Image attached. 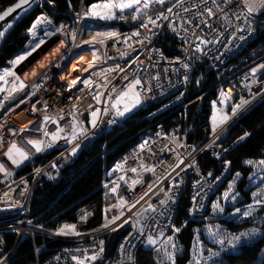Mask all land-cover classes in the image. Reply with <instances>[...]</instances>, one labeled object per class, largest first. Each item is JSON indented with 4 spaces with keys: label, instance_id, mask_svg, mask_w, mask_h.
<instances>
[{
    "label": "built area",
    "instance_id": "2783aa9c",
    "mask_svg": "<svg viewBox=\"0 0 264 264\" xmlns=\"http://www.w3.org/2000/svg\"><path fill=\"white\" fill-rule=\"evenodd\" d=\"M247 6L245 0H184L183 3L177 0L163 10L142 13L132 28L99 46L94 42L77 44L84 18L82 10L73 43H69L66 37L71 25L57 29L55 35L66 45L64 52L33 79L27 80L25 75L42 57L20 74L23 87L19 96L30 93L28 112L31 115L61 121L81 118L78 125L82 134L66 147L49 142L44 147L41 162L28 175L0 183V220L3 221L0 222V264H9L15 247L25 234L70 241L49 258L38 259L32 264H77L79 260L84 264H98L108 252L105 239L120 231L123 232L121 240L105 264H136L140 249H150L153 245L149 243L150 238L157 242L177 231L180 198L188 191V220L202 221L205 218L213 196L226 181L230 162L221 161L222 169L217 173L213 169L200 170L195 160L210 148L214 149V157L223 160V146L217 143V139L255 104L264 100V71H259L264 69L261 67L264 65V44L245 53L260 28L264 29V6L256 4V10L251 14ZM169 8L172 12H168ZM208 9L212 10L211 15ZM137 32L139 35H133ZM165 38L177 42L176 55L169 54L161 45ZM57 43L55 45L59 46ZM89 48L98 52L97 61L84 64L77 70L79 78L76 83L67 79L58 81L59 71L72 55ZM198 62L206 63L223 81L218 98L210 101L209 121L213 129L215 123V130L200 146L176 140L181 111L187 103ZM257 66L261 68L255 70ZM137 79L141 82L136 87L141 100L139 108L152 107L148 119L153 128L149 137L141 135L108 169L102 184L116 196V202L110 211L105 212L101 226L90 232L78 231L75 236L56 235L55 231L32 227L30 211L36 188H43L45 182L59 183L63 170L75 158L78 149L111 133L112 126L123 124L118 111L123 112L125 106L113 108V102ZM85 80L89 82L87 85L82 83ZM48 85H56V95H48ZM96 96L99 101L94 99ZM243 101L247 103L242 104ZM237 105L242 106L236 108ZM166 109H175V116H171L168 122L170 126L167 122H159V115L166 113ZM95 110L99 112L98 120L93 127L87 128L90 114ZM224 116L228 118L221 123ZM6 117V114L0 115V150L3 131L12 125L5 120ZM47 156L51 157L46 159ZM122 200L125 203L121 206ZM132 204L135 207L129 210ZM13 212H22V220H14ZM105 216L108 220L120 218L104 227L107 223ZM6 231L18 233L16 245L10 251H7L3 235ZM92 256L97 258L89 259Z\"/></svg>",
    "mask_w": 264,
    "mask_h": 264
},
{
    "label": "trees",
    "instance_id": "16d2710c",
    "mask_svg": "<svg viewBox=\"0 0 264 264\" xmlns=\"http://www.w3.org/2000/svg\"><path fill=\"white\" fill-rule=\"evenodd\" d=\"M17 0H0V12L15 3ZM102 0H47L42 1L36 11L22 21L7 37L0 47V73L9 67L10 60L30 41L33 31L32 25L38 18L47 17V23L52 29H64L76 24L79 12L87 11L94 3ZM160 11V10H159ZM264 16V8L262 10ZM139 19H137L138 21ZM137 21L131 14L115 13V19L110 23H91L93 30L98 27L117 30L118 33L132 28ZM53 23V24H52ZM93 25V26H92ZM50 38V37H49ZM47 38V39H49ZM264 44V29L247 46L245 53L254 51ZM161 45L167 50H175L177 42L172 38H165ZM223 87V81L212 71L206 63H197L193 81L189 89L188 100L182 109V117L179 123L177 142H191L196 146L205 143L213 133L209 121L211 115L210 101L216 99ZM152 107L139 108L123 119V124L115 128L111 133L103 135L88 148L79 149L74 164L63 170L62 179L57 184L45 182L43 188H36L32 199L30 211V225L32 227L57 231L64 224L73 223L78 226L80 232H90L99 228L103 222L106 210L115 204V198L103 186L106 173L117 158L130 148L139 137L152 130V122L148 119V113ZM167 122L169 119H164ZM247 133V135H245ZM243 137V139H241ZM223 146L224 159L214 157L213 148L204 151L197 158L196 164L202 170L219 168L220 162H230L229 177L216 195L227 188V185L239 176L237 191L241 194L242 204L252 203V189L249 187V177L253 168L248 162L264 160V100L255 104L227 131L219 141ZM51 156H47L49 159ZM42 160L37 157L32 163L21 167L16 178L28 175ZM239 174V175H237ZM189 191L180 198L179 215L177 219V238L184 248V252L178 256L176 264H189L191 249L195 239L196 227L203 221H189ZM210 211V210H209ZM206 214V217L210 212ZM232 210H228L231 212ZM82 216L85 217L82 219ZM0 222L3 223L2 220ZM231 230L241 227L243 224H235L233 221H222ZM248 224H244L246 226ZM7 241V251L12 250L18 238V233L6 231L3 233ZM121 237V233L108 236V252H112ZM70 244V241L52 238L48 236L25 234L15 247L9 264H32L39 260H45L60 248ZM229 264H264V235L250 245H244L239 253L229 254ZM1 259V257H0ZM98 264H103L100 262ZM136 264H159L156 255L151 250H140Z\"/></svg>",
    "mask_w": 264,
    "mask_h": 264
},
{
    "label": "rangeland",
    "instance_id": "374dc122",
    "mask_svg": "<svg viewBox=\"0 0 264 264\" xmlns=\"http://www.w3.org/2000/svg\"><path fill=\"white\" fill-rule=\"evenodd\" d=\"M176 1L177 0H165L163 4L153 2L150 3V6L147 9H144L143 5L141 4L138 6L141 8L140 12L125 10L123 13H121L120 11L115 10V13H119V15L126 13L131 14L132 19L134 21H137V19H140V15L142 13H153L159 10H163L173 5ZM101 2L102 1L96 2L94 4ZM87 11H82L84 18L80 26L81 34L80 39L78 38V45H84L88 42H94L98 46L104 45L105 41L113 36H105L100 34H119L115 29L110 30L101 28L102 30H100V28L97 29L98 27H96L93 30V28L91 27V23H94V21L103 24L110 23L115 19V16L111 19H100L99 17L85 15ZM77 24L78 17L76 24L71 27L69 33L66 35V37L69 39V43H73L74 41L75 30L76 28H78ZM57 29L58 28H56V26L51 29L49 25H47V23L39 24L34 30L33 35L25 48L19 51L10 60L9 67L4 68V70L0 73V84L3 78L7 76L5 75L6 72L14 73L13 78L9 82L7 91L0 96V115L6 114L7 117L5 118V120H7L9 123H12V125H9V127L3 131V143L0 150V165H2L3 167L2 169H0V183H4L8 180L15 181L19 179L16 178L17 171L26 164L32 163L37 157H42L44 147L49 142H53L59 147H66L69 143H71L74 139L82 134V132H80L79 130L78 125V123L81 124V118H77V121H61L58 119L49 118L46 120L45 117L31 115L28 112V103L31 98L30 93L27 92L26 94L19 96L22 92V89L20 85L19 75L15 73L14 69H16V67L29 55H31L38 47H40L47 40V38L55 35L57 33ZM101 40L103 41V43L99 42ZM93 51L97 53L94 49ZM21 56H23L24 59L20 60L19 63H15V61ZM61 66L62 64L60 65V68ZM259 68L261 67L257 66L255 70ZM259 71L263 72L264 69H261ZM124 93H127V95H123ZM124 93L117 101L113 102V105H115V107L113 108H117L118 106L123 105L130 109V111H123L124 114L120 115L121 119H124L125 117L135 112L137 109H139L141 104L140 96H138L139 102H136V88L132 91L128 89ZM133 104H135L134 107ZM93 112L96 113L95 117H93L92 115ZM93 112L90 114V122L87 128L94 126L93 120H95V124L98 120V110H95ZM226 133L224 134V136L226 135ZM224 136L217 139V143ZM28 141L42 142L39 144L41 150L37 151L36 146L28 143ZM13 144H15L16 147L26 155V159L22 158L15 151H13L12 153V158H9V156L6 155L9 152L10 146ZM78 152L79 149L75 152V154ZM13 159L20 160V163H13ZM248 164L253 168V172L249 177L248 187V189L253 190L252 203L241 205L240 201L242 199V196L237 191V184L240 178L239 176H237L234 181H231L227 185V188L224 191L216 195L214 200H211L209 209L210 214L208 215V217L205 216V218L202 220V224L196 227L195 239L193 242V247L191 249V260L189 264H229L230 260L227 258V255L239 253L244 245H250L264 235V163H261V161H251L248 162ZM228 177L229 174L226 180L228 179ZM112 196L115 198L116 202V196ZM257 200H260L262 202L256 203ZM217 204H219V208L214 207ZM249 205H252L251 210L249 209ZM219 209H223V211H220ZM228 210L232 211L228 212ZM247 212H250V214L245 215V213ZM224 219L233 221L238 225H248H242L241 227H237V229L235 230H231L225 223L222 222ZM65 225H74L75 231L68 229L63 234H66L68 236H75L79 234L77 225L73 223H67L63 226ZM63 226L61 228H63ZM61 228L55 231L56 235L62 234L60 232ZM177 233L178 231H174L170 235L162 238L161 240L151 245L149 247L150 249L143 247L140 250L153 251L159 264H176L178 256L184 252V248L177 238ZM237 236L240 237L238 241L234 239V237ZM169 238H171V240H169ZM220 240H223L224 243H219ZM229 241H231V243H229ZM168 253L172 254V260L168 259Z\"/></svg>",
    "mask_w": 264,
    "mask_h": 264
},
{
    "label": "snow or ice",
    "instance_id": "6c2138e0",
    "mask_svg": "<svg viewBox=\"0 0 264 264\" xmlns=\"http://www.w3.org/2000/svg\"><path fill=\"white\" fill-rule=\"evenodd\" d=\"M31 2L32 0H19L18 3L15 4L14 7H10L8 8L2 15H0V20H3L5 18V16H7L8 14L14 12L16 9H21V10H26L24 9L22 6L23 5H27V6H31ZM160 3V4H163L165 2V0H102L101 3H97V4H93L91 6V8L85 13V15H91V16H94V17H99L100 19H111V18H114L115 16V10H118L120 11L121 13H123L125 10H133L134 12H140L141 11V8L138 7L139 5H143V8L144 9H147L149 6H150V3ZM184 0H180V3H183ZM246 4L248 5L247 6V11L249 14H251L252 12H254L256 10V4H260L261 6H264V0H245ZM186 10V9H185ZM168 12H172V9L169 8L168 9ZM208 14L211 15L212 14V10L211 9H208ZM135 18V17H134ZM167 18V17H165ZM151 23H155L154 21H149ZM42 23H50V21L47 20L46 17H41V18H38L37 21L32 25V29H30V31H33L36 29V27L39 25V24H42ZM10 27V25H9ZM144 27H147V25L145 24ZM4 35V32L3 31H0V37H2ZM100 35H105V36H116L117 34L116 33H103V34H100ZM133 35H139V33H134ZM100 43H103V41H99ZM199 50V49H198ZM24 57L21 56L19 57L15 63H19L20 60H23ZM91 66V65H90ZM261 67H264V65H262ZM85 71H87V69H85ZM5 75H14V73H10V72H6ZM72 83H76V81H72ZM82 83H84L85 85H87L89 82L87 80L83 81ZM141 82L140 80H135L134 83L132 84H129L128 88L130 91L134 90L136 88L137 85H139ZM21 87H23V85H21ZM0 91H2V89H0ZM123 95H127V93H124ZM135 96L137 97V100L136 102L138 103L139 100H138V96H139V93H135ZM94 99H97L99 100V97L96 96L94 97ZM243 103H247L246 101H243ZM135 106V104H133V107ZM242 105H237L236 108H239L241 107ZM113 107H115V105H113ZM236 108L233 109V113H235L236 111ZM125 112L126 111H130V109L128 107H125ZM118 114L119 115H123L124 113L123 112H119L118 111ZM93 117L96 116V113L93 112L92 113ZM227 116H224L222 117L221 119V123H223L224 121L227 120ZM45 119L47 120L48 118L45 117ZM93 125H95V120H93ZM215 123H214V129L215 130ZM245 135H247V133H245ZM241 139H243V137H241ZM28 143L30 144H33L34 146H36V150L37 151H40L41 148L39 147V144L42 143L40 141H28ZM13 151H15L16 153H18L22 158H27L26 155L16 147L15 144L11 145L10 148H9V152L6 154L9 156V158H12V153ZM75 151V150H74ZM13 163H16V164H19L20 163V160H16V159H13ZM261 163H264V161H261ZM2 165H0V169H2ZM149 171H154V169H148ZM132 171H136L135 169H132ZM239 175V174H237ZM107 187V185H106ZM149 188H151V185L149 186ZM113 191H115V189H113ZM145 195H147V193H145ZM227 195V194H226ZM254 195H259V194H254ZM141 199H143V197H141ZM262 201L260 200H257L256 203H261ZM125 203V201H121V206ZM137 203H139V201H137ZM161 203H164V201H161ZM131 207H135V204H132L129 206V210L131 209ZM215 208H219V204L215 205L214 206ZM252 208V205H249V209L251 210ZM220 211H223V209H219ZM106 211H110V209L106 210ZM239 211V210H237ZM250 212H247L245 213V215H249ZM121 215H123V213H121ZM85 218L82 216V219ZM120 217L117 216V217H114L112 218V220H108V217L105 216V220L107 221V223H105L103 226L104 227H108V225L110 223H114L116 219H119ZM68 229H71L72 231H75V226L74 225H65L63 226V228H61L60 232L63 234L65 233L66 230ZM177 231H179V229H177ZM244 235V234H242ZM240 237H234L235 240H239ZM169 240H171V238H169ZM149 243L150 244H154L156 243V241L152 240L151 238L149 239ZM219 243L223 244L224 241L223 240H220ZM229 243H231V241H229ZM168 259L169 260H172L173 257H172V254L171 253H168ZM97 257L96 256H92V257H89V259H96ZM77 264H84V261L83 260H79L77 262Z\"/></svg>",
    "mask_w": 264,
    "mask_h": 264
},
{
    "label": "bare ground",
    "instance_id": "6f19581e",
    "mask_svg": "<svg viewBox=\"0 0 264 264\" xmlns=\"http://www.w3.org/2000/svg\"><path fill=\"white\" fill-rule=\"evenodd\" d=\"M58 43H59V46L55 45L54 47H52L46 54H44L45 56L43 55L44 57L42 56L41 60L38 62V64L36 66L29 68L28 72L25 75V78L27 80H31L35 76L39 75V73L42 72V70L46 69L50 65V63H52L56 58L59 57L60 54H62L64 52L65 47H66L65 43H60V42H58ZM87 50L88 51L83 53V54L74 56L73 59L71 60V62H69L65 68H63L62 70L59 71V73L57 75L58 81H63L65 79L70 80V81H76L79 78V72L77 71L78 69H82L85 65L90 64V63H94L97 61V59L99 57L98 53L96 55V53L93 51L92 48H89ZM168 53L172 54V55H176L177 51L171 50ZM48 95H56V85H48ZM171 116H175V109H166V113L159 115V122H165L164 119H169L171 121ZM117 127H119V126H112L111 132ZM142 137H149V132L148 133L144 132V134H142ZM91 145H93V144H87V146H85V148H88ZM76 155H77V153L75 154V158H73V160L68 163V167H70L74 164V162L76 160ZM197 158L195 160V164H196ZM196 166H197V164H196ZM211 169L216 170L217 173H220L222 167L220 165V167L218 169L217 168H211ZM211 169H208V170H211ZM200 170H202V169H200ZM208 170H202V171H208ZM13 219L14 220H22V212H13ZM120 233H121V237H122L123 232L120 231ZM121 237H120L119 241L121 240ZM110 255H111V252H107L105 257L101 260V262H103V264H105V261L109 258ZM137 257H138V254H137ZM136 262H137V260H136Z\"/></svg>",
    "mask_w": 264,
    "mask_h": 264
},
{
    "label": "water",
    "instance_id": "95a60500",
    "mask_svg": "<svg viewBox=\"0 0 264 264\" xmlns=\"http://www.w3.org/2000/svg\"><path fill=\"white\" fill-rule=\"evenodd\" d=\"M42 1L47 0H32L31 6L23 5L22 7L26 10L16 9L14 12L8 14L5 16L3 20H0V31L4 32V35L0 37V47L3 45L7 37L14 31V29L27 17H29L31 14H33L40 3ZM19 0H17L15 3L7 7L5 10L0 12V15H2L8 8L14 7L16 3H18ZM10 25V27H9ZM60 37L58 35H53L49 39H47L40 47H38L31 55H29L23 62H21L15 69V73L20 75L22 74L26 69H28L33 63H35L38 59H40L44 54H46L57 42H59ZM13 78V75H7L3 78L1 84H0V96L5 93L8 89L9 82Z\"/></svg>",
    "mask_w": 264,
    "mask_h": 264
},
{
    "label": "crops",
    "instance_id": "0c3cea01",
    "mask_svg": "<svg viewBox=\"0 0 264 264\" xmlns=\"http://www.w3.org/2000/svg\"><path fill=\"white\" fill-rule=\"evenodd\" d=\"M80 34H81V30H80V32H79V36H78L79 39H80ZM85 44H86V43H85ZM81 45H82V44H81ZM94 50H95V49H94ZM87 51H88L87 49H85V50H81V51H78L77 53H75V54L70 58V60L68 61V63L71 62V60L73 59L74 56H77V55L83 54V53H85V52H87ZM95 51H96V50H95ZM96 52H97V51H96ZM97 53H98V52H97ZM97 53H96V55H97ZM68 63H67V65H68ZM67 65H66V66H67ZM66 66H65V67H66ZM65 67H64V68H65Z\"/></svg>",
    "mask_w": 264,
    "mask_h": 264
}]
</instances>
